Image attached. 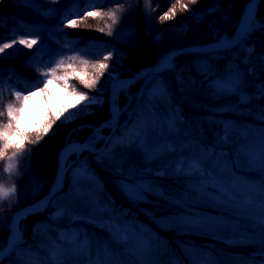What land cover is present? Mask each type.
I'll use <instances>...</instances> for the list:
<instances>
[{"label": "trees", "instance_id": "trees-1", "mask_svg": "<svg viewBox=\"0 0 264 264\" xmlns=\"http://www.w3.org/2000/svg\"><path fill=\"white\" fill-rule=\"evenodd\" d=\"M87 1L90 0H0V42L10 43L13 38L18 37L37 40V44L31 49L17 44L10 48L8 55L0 54V90L3 95L0 110L6 111V104L15 101L14 96L10 95L13 89L10 88L7 91L6 88L8 75L17 73L20 78L25 79L26 86L34 88V85L44 80L41 74L47 72L49 67H55L56 62L63 59L65 64H73V68H61L57 70V73L70 74L72 84L80 88L81 84L76 77L80 75V72H84L91 80L88 71L96 61L104 60L105 49L138 50L142 57H148L152 53L153 56L149 58L152 61L155 56L160 58L167 51L175 48L216 41L218 37H230L240 23L246 0H198L195 5H189L192 15L180 22L177 18H180L182 14L178 10L173 19V26H165L168 20L163 22L159 20L161 12L164 10L166 12L173 0H151L152 7L156 8V11H151L147 7L146 0H95L96 11L102 13L122 5V11L117 14L118 22L113 26L111 35H108V29L105 27L111 24V20L101 22L102 18L92 17L86 20L80 19V15L84 12L80 6ZM212 4H216L217 7L211 8ZM70 8H74L80 15L77 13L71 15ZM66 14L69 18L78 21V27L66 26ZM257 19L264 22V3L258 7ZM99 28H105V31L100 32ZM68 57H76V59L70 61ZM81 61H87V65L82 64ZM174 61L175 71H170V75H167L172 80V86L168 87L170 98L164 97L154 101L151 106L153 111L150 113L149 108L146 107L150 85L144 84L143 78L131 83L132 89L129 95L132 99L121 112L119 125L108 142L97 153L90 154L88 150H85L82 156H89L91 165L102 178L99 186L102 195L111 204L123 210L129 218L137 221L142 229L150 230L158 235L161 241L170 246L172 254L182 259L184 264H189L190 259L184 251L185 244L203 246L210 250L217 260L225 262H235L243 258H256L259 261L264 249L258 242L249 244L247 241L229 239L221 235H205L176 227L168 228L155 221V216L176 213L186 208L211 212H224L228 209L219 199L193 196L188 191L196 187L191 181L194 173L189 175L167 171L165 174L167 169L164 167L162 156L148 160L136 147L137 145L132 144L126 151H121L118 144L120 140L131 136L145 117L153 119V113L165 109L171 102L178 108L181 117L185 118L187 130L190 131L195 127L197 118L201 119L200 123L204 124L206 140L200 138L197 132L192 133L200 145L210 146L214 143L211 131L218 124V120L223 119L225 115L234 118L241 126L264 123L261 120L264 101L240 98L244 92L261 96V89L264 87V30L257 27L247 38L242 39L227 52L217 50L183 52L175 55ZM146 64L144 62L138 65L133 59V70L125 69L127 72L122 74L137 72ZM202 65H207V68L202 70ZM240 66L247 68V71H242L240 74L238 90L215 94L207 80L223 74L224 70H234ZM77 71L79 72L76 75ZM180 73H183L185 77L186 83L184 82L183 85L177 83ZM148 78H151V75ZM188 80L191 83H188ZM15 83L12 82V85ZM40 87H43V83H40ZM21 92L23 93L22 88ZM108 101L110 102L109 97ZM109 102L108 106L103 108L104 112L100 113L101 110H99L94 114L96 116L93 117L95 119L92 122L95 125L109 116L111 110ZM17 106L20 105L17 104ZM4 117L0 118V122H7V116ZM44 123L30 131L14 123V129L9 135V142L23 143L25 151L16 158L17 167L11 175L3 171L7 158L0 160V182L5 185L15 184L17 189L15 196L5 202L0 209V245H3L9 237L14 213L22 206L40 200L50 190L55 173L59 169V153L67 141L71 125H53L45 135L43 129L47 124ZM106 128L108 133L111 126L105 127L104 130ZM85 129L91 131V126H84L80 130ZM16 131H19L21 135L16 134ZM37 135L43 138L38 144H34L32 141ZM86 138V134L80 137L83 140ZM103 141L104 137L99 141V147ZM49 142L56 144L54 158L49 159L47 168L35 167V162H38L37 149L40 150ZM110 145H116L114 157L108 156ZM13 151H15L14 148H9L7 155L11 156ZM119 152H122L124 157L121 158ZM30 164L34 167L29 168ZM38 164L40 166L41 163L38 162ZM120 165H123V168ZM70 170L71 167H68L61 191L52 198L47 208L31 213L22 220L24 246L31 249L32 254L42 261H47L50 251L61 247L67 249L69 245L66 243V237L77 231L88 233L94 243L107 239V232L103 230L99 221L85 223L88 217L75 215L73 211V218L66 220L55 219L52 213H48L62 204L63 193L72 188L73 178ZM129 173L137 175L134 177L154 182L169 197L154 195L146 200L130 199L117 181V178ZM234 215L240 219L239 221L244 220L241 224L250 222L248 217ZM19 251L18 248L17 252ZM71 257L84 258L69 252L66 258ZM17 260V255H11L4 261H0V264H17Z\"/></svg>", "mask_w": 264, "mask_h": 264}, {"label": "snow or ice", "instance_id": "snow-or-ice-1", "mask_svg": "<svg viewBox=\"0 0 264 264\" xmlns=\"http://www.w3.org/2000/svg\"><path fill=\"white\" fill-rule=\"evenodd\" d=\"M198 0H173L170 7L166 12L159 16L161 22L172 20L176 17L177 11H189V4L195 5ZM264 0H249L246 5V10L241 18V22L237 29V34L240 39H245L256 28L264 30V22L256 18L257 9ZM147 7L151 11H156L152 7L151 0H146ZM90 7H96L95 0H90ZM158 7V5H157ZM215 9L216 4L210 5ZM122 11V5L109 10L106 13L94 10H86L80 15L81 20H86L89 17L103 18L107 16L111 20V24L105 27L108 29V35L112 34V28L118 22V12ZM67 27H78L76 19L69 18L66 14ZM100 32H104L105 28H99ZM237 40V36L218 37V43L221 48L217 51L227 52L231 47H235L233 41ZM23 45L31 49L33 45L37 44L36 39H28L24 37L13 38L10 43L0 42V54L5 53L6 49L13 48L14 45ZM109 56H105L104 60H108ZM76 57H68V60L74 61ZM82 64L87 65V61H81ZM73 68V64H65V60L61 59L56 62L55 67H49L47 72L42 73L44 80L34 85V89H28V95H22L21 91L14 90L10 93L14 96L15 101L6 104V111H0V117L7 116V122H0V160L7 158V164L3 168L5 173L11 175L16 169L17 165L15 160L21 156L25 151L23 143L13 144L9 142V135L14 129V122L18 119L19 114L22 112L23 103L26 102L30 96L36 95L37 91L43 92L47 89V81L49 78L63 81L64 87L67 89L69 85V76H57V70L61 68ZM97 70L96 75L91 80L79 79V82L86 88H93L96 86L100 77L104 74V70L108 68L107 63H98L93 65ZM160 68L162 75L164 72L175 71V61L173 57L165 56L157 65ZM202 70L207 68V65H202ZM207 74L206 72L204 73ZM185 77L180 73L177 83L183 85ZM43 83V87H40ZM191 83V82H189ZM217 90L221 93L238 89L239 73H234L230 78H220L216 81ZM71 90L75 93L77 90L75 86H71ZM170 90L167 84L163 81H156L152 84L151 91L148 93V104L146 107L152 111V104L154 101H159L161 98H170ZM81 100L87 101L79 112L69 114L64 118L62 123H68L75 119L78 115L87 114L91 107L100 103L97 97H89L86 93H77ZM261 97L264 98V87L261 89ZM3 100L2 90H0V101ZM17 104L20 106L18 107ZM75 108L76 105H70ZM68 109L65 108L64 112ZM118 111V109H117ZM64 113H60L54 120L50 121L43 129L44 134L52 129L56 120H60ZM261 120L264 121V110L261 111ZM164 126L171 131L178 127L179 121L175 118V110L168 116L167 120L163 122ZM161 125L159 119H149L145 117L140 126L135 132L119 141V147H128L132 144H142L147 146L149 133L156 131L157 127ZM163 126L159 127V132L162 134ZM234 135L239 136L243 141L238 146L236 154L231 150H221L219 153L215 147L209 151L207 147L200 149L201 155L193 157L191 161L178 160L176 164L170 166L167 171L172 170L179 173H187L189 175L195 174L199 177V183L195 188L188 189L193 196H200L205 199L227 201L236 207L238 211L254 209L255 214L249 217V220L255 229L249 233L248 230L243 232L233 231L234 238L240 241H247L249 244L258 242L260 247L264 249V181H260L258 185H250L247 180H241L239 176L233 175L237 170V161H240L244 166L253 169H259L261 176H264V130H252L246 126L237 130L236 126H230L225 129V134L221 143L227 145ZM251 137H255L252 143H249ZM43 137L37 135L36 139L32 141L38 144ZM14 148L11 156L7 155L8 149ZM116 145L108 147V156L114 157ZM175 151L176 146L164 144L163 148L156 145L155 148L149 149L146 153L147 156H159L161 151ZM186 165V166H185ZM211 165V166H209ZM123 168V165H120ZM159 171V170H158ZM75 183L72 188L73 198L84 205V211L80 212L78 209L73 210L75 215L87 216L88 220L85 223L92 221H99L103 226V230L107 232V239H102L93 242L88 233H80L79 231L72 233L66 237V243L69 245L67 249L61 247L60 249L50 251L48 253L47 261H42L32 254L31 249L24 246L23 235L19 230L18 221L17 227L10 233V236L5 240L3 245H0V261H4L6 257L17 255V264H184L182 259L173 255L170 251V246L161 241L160 237L151 231H144L136 225L129 224L126 220L121 221L117 215L114 207L109 203H104L96 195V188L94 185L97 182L93 179L94 174L89 171L85 165H80L74 173ZM84 180L90 181L87 187L82 186ZM122 190L129 196L130 199L142 200L149 195L155 194V186L143 181H132L122 185ZM16 186H5L0 182V209L3 208L5 202L11 200L16 194ZM209 193H211L209 195ZM59 216H65L69 213V208L64 205L57 210ZM174 223L181 229L189 231L195 229L200 230L204 228H212L216 231H226L229 229H236L237 225L231 224L225 220H210L207 218H200L196 214H188L187 216H180ZM187 234V233H185ZM20 249L17 252V249ZM185 253L190 257L189 264H264V251L261 252V259L257 261L256 258H243L235 262H225L215 259L209 251L197 250L195 245H189L184 249ZM71 252L74 255L83 256V259L70 261L66 257ZM164 257H167L166 259Z\"/></svg>", "mask_w": 264, "mask_h": 264}, {"label": "rangeland", "instance_id": "rangeland-1", "mask_svg": "<svg viewBox=\"0 0 264 264\" xmlns=\"http://www.w3.org/2000/svg\"><path fill=\"white\" fill-rule=\"evenodd\" d=\"M184 2L188 3V0H184ZM169 3L170 2H168V4ZM248 3H249V0H246L244 3V9L240 16V22H241L242 16L245 13L246 5H248ZM81 7L84 8L85 11L86 10L95 11V7L94 8L90 7V2L83 4ZM70 10H71L70 13L72 15L76 14V11L72 9ZM164 12L165 10L162 11L160 15H162ZM181 14L182 16L180 18L179 17L177 18L179 22L182 21L184 18L186 19L187 17L192 15L190 14V11L181 12ZM128 18L129 16L127 17V19ZM102 20L100 21L105 22L106 20H108L107 16H104ZM168 21H169L168 24L165 26H168V25L173 26L174 20L172 19ZM9 53H10V49H6L5 53H3L2 55L5 56L6 54L8 55ZM103 55H104L103 57L110 55V58L106 61L105 60L96 61L95 64H98L101 62L107 63L108 68L104 70V74L100 77L95 87L89 89L80 83L82 88L81 87L78 88L77 86L72 84L70 74L57 73L56 74L57 76H62V75L69 76L70 87L66 89L63 85V81L49 78L47 81V89L43 92L37 91L36 95L30 96V98L26 102L23 103L22 112L19 114L18 119L14 123L18 124L24 130L30 131V130L39 128L41 125H43L42 123L44 122H45L44 124H48L50 121L54 120L57 115L63 112L64 115L61 116L60 120H56L55 123L53 124L54 126L71 125L70 131H68L67 141L63 145V147L70 143H78V141H85L87 142V144L92 146L91 148L89 145L86 146V145L80 144L81 145L80 149L74 150L67 157L68 167H71L70 171H71V176L73 178V185L75 183L74 173L76 169L79 168L80 165H85L89 169V171L94 174L93 179L97 182V184L94 185V187L96 188L97 197L104 203H109L110 206L114 207L121 221L126 220L129 224L140 227L137 221L133 219L131 220V218L129 219V217L125 214L124 211H122L118 207L111 204L109 200L102 195L100 188H99V186L101 185L102 178L100 177L98 171L91 165L89 156L88 155L82 156V153L85 152V150H88L89 151L88 153L90 154L97 153V151L100 150L98 143L101 139H103V137H105L107 133V128L105 130L104 128L112 124L114 125V120H113L114 117H113V112L111 110H110L109 116L104 121L100 122L97 125H95L92 122V120L95 119L93 117L96 116L94 114L98 112L99 110H101L100 113L104 112L105 109L103 108L108 106V102H109L108 97L109 98L111 97L110 89L113 87V83L117 80H124L125 77L134 76L135 74L140 72V70H143L153 65L154 63L158 62L161 59V57L158 58L155 56V58L151 61L149 58L153 56L152 53H150L148 57L146 56L142 57L140 51L138 50L127 51L126 49H122L121 51H119V50H115L112 48L105 49ZM172 57L174 58L175 56H172ZM133 59H134V62L138 65L144 64V62H146L147 64L146 66L142 67L137 72L132 71V72L127 73L126 75H124L125 73L122 74L125 71L127 72V70L125 69L130 68L131 70H133ZM245 70L247 71V68H244V66L242 67L240 66L234 70H224L223 74L214 76L208 79L207 81L209 82V85L215 94H221V92L217 90L216 81L220 78L228 79L234 73L238 72L239 82H240L241 81L240 74L242 71H245ZM78 72L79 71L76 72V75ZM95 72H96V69L92 66L91 69L88 71V73L91 76L90 79L95 77L96 75ZM158 73L160 72H155L154 74H152L151 78H148L149 75H146L145 77H143L144 84L150 85L149 92L151 91L152 84L156 81L163 80L167 84L168 87L172 86V80H170L167 77V75H170V71L164 72L162 75H158ZM84 75H86V73L80 72V75L78 77L85 79V80H89L88 75H86L85 78H84ZM7 81L8 83L16 82L13 85V91L14 90L20 91V89L24 87L25 93L24 94L22 92L21 93L23 95L29 94L28 89H31V88L25 87V81L22 78H20L18 74H13V75L8 76ZM187 82L189 83V80ZM71 86H75L77 90L75 93L71 90ZM6 88H7V91H9L11 86L7 85ZM131 89H132L131 84H126V86L120 91L118 97L114 101V103L118 105V110L120 111L118 114V118H120L121 112L124 111V109L129 105L128 102H130L132 99L129 95V92H131ZM237 90L238 89H233L231 91H226L223 93L234 92ZM80 92L86 93L89 97H93V96L97 97L100 103L93 105L87 114L78 115L72 121L68 123H62V121L64 120L66 116L74 112H79L80 109L83 108L84 104L87 103V101L80 99L79 95L77 94ZM7 94L9 93L7 92ZM240 98L242 100L243 99H247V100L256 99V100L264 101V98H262L261 96H258V94H251V93H245V92L241 95ZM114 103H112V100L110 98V102H109L110 109L113 107ZM73 104L76 105L75 108L70 107V105H73ZM65 108L68 109L67 112H64ZM173 109L175 110V118L179 121V124L177 128H174L171 131H169L168 128L164 126L163 122L167 120L168 116L172 114ZM153 115L155 119H159L161 121L160 126L164 127L162 134L159 132L160 126H158L156 131H152L149 133L147 146H144L142 144H135V143L134 145H137L136 147H138L143 152L144 157L148 160L162 156L164 167L166 169H169L170 166L176 164L178 160H185L187 162V161H191L193 157L200 156L201 155L200 149L203 147H207L209 151H211L215 147L218 153L221 150L228 151L230 149L233 154H236L238 150V146L243 143V141H241L239 136L237 135H234V138L230 140L227 145L221 143L222 138L225 134V129H229L230 126H233V125L236 126L237 130L239 128L245 127V126H241L240 124H238V122L234 118L227 117V115H225L223 119L218 120V124L213 127V130L211 131V137L214 143H212V145L210 146L206 144H202V145L198 144L196 136L192 134L193 132H197L200 138H203L204 141L206 140L207 137L205 135L206 133L204 132V124L200 123L201 119L197 118L195 121V127L190 131L187 130L186 128L187 124L185 123V118L181 117V114L178 108L175 105H173L172 102L169 103L165 109H162L159 112L153 113ZM0 118H5V117H0ZM88 125L91 126V131H89L88 129H85L82 131L80 130L84 126L87 127ZM246 127L252 130H257L260 128L264 130V123H260V124L250 123ZM16 134L21 135L19 131H16ZM83 134L87 135V138L84 140L80 139V137H82ZM20 139L22 138L20 137ZM254 140H255V137H251L249 140V143H252ZM166 143L170 145H175L176 150L175 151H170V150L161 151L159 156H147L146 155L149 149L155 148L156 145H160V148H163L164 144ZM55 146L56 144L54 142H49L48 144L42 146L40 150L37 149V152H36L37 161L40 162L41 164L39 166L38 162H35L34 166L40 169L47 168L46 166L49 163V159L51 160L52 157L54 158ZM128 147H120V149L121 151H126ZM119 155L121 156V158L124 157V155H122V152L121 153L119 152ZM34 166L33 165L31 166V164L28 165L29 168L34 167ZM53 168H54V163H53L52 169ZM169 171L179 173V172L172 171V170H169ZM181 174H184V173H181ZM233 175L239 176L242 181L247 180L250 185H258L260 181H264V176H261L259 169L248 168L244 166L240 161H237V170L233 173ZM134 176H137V175H135L134 173L133 174L132 173L123 174V176L117 178L119 186L122 188V185L125 183H130L132 181H138V182L143 181V182H146V183H149L155 186V194L145 197L144 200L151 199L152 196L154 195H161V196L169 197V195L165 191H163L159 186H157L154 182L146 181L138 177H134ZM58 177H59V169H57L55 173V179L53 180L51 184L50 190L52 186L54 185V183L56 182V180L58 179ZM191 181L197 186L199 183V177L194 174V177L191 179ZM89 183L90 181L84 180L82 182V186L87 187ZM5 186H11V185H5ZM72 188L66 191L65 193H63L62 204L59 207H57L53 212L52 210L50 212L48 211L49 214L52 213L55 219L66 220L69 218H73L72 211L76 209L84 211V205H82L79 201L74 200L73 194L71 191ZM50 190L47 193H49ZM222 202L226 205V208L228 209V210H224V212L222 211L211 212V211H206V210L196 209V208H188V209L186 208L185 210H182L176 213L155 216V221H157L159 224H161L164 227H168V228L176 227L178 229H181L179 226H177L174 223V221H176L180 216H187L188 214H196L200 218H207L213 221L225 220L231 224L237 225V228L229 229V230L222 231V232L216 231L215 229H212V228H204L200 230L193 229L191 230V232H200V233L204 232V233H208L209 235H221L226 238L234 239V240H238V239L233 237L232 235L233 231L243 232L245 230H248V232L251 233L255 229V225H253L250 220H249L250 222H248V219H247V222H248L247 224H241L244 220L239 221L240 219L234 215V214H239L240 216L249 218L250 216H253L255 214L254 209L238 211L234 205L229 204L226 200ZM64 205H66L69 208V213L65 216H59L57 213V210L60 209ZM181 230L189 231L187 229H181ZM144 231H148V230H144ZM189 245L191 244H185L184 249ZM196 248L197 250H200V251H209L203 246H196ZM213 257L216 259L215 256ZM75 260L77 259H74V258L70 259V261H75Z\"/></svg>", "mask_w": 264, "mask_h": 264}, {"label": "water", "instance_id": "water-1", "mask_svg": "<svg viewBox=\"0 0 264 264\" xmlns=\"http://www.w3.org/2000/svg\"><path fill=\"white\" fill-rule=\"evenodd\" d=\"M237 29H238V27H237ZM237 29L232 34V36H234V35L237 36V40L233 41V44H236L240 40L239 35L237 34ZM221 47L222 46H221L220 43H218V41L206 42V43L198 44V45H195V46H184V47H180V48H176V49L168 51L162 58H164L165 56L172 57L175 54L180 53V52L215 50V49H220ZM162 58L157 63H155V65L153 64V65H151V66H149V67H147V68H145L143 70H140V72H138L134 76L125 77L124 80H126V83L129 84L131 82H134V81L138 80L139 78H142V77H144V76H146V75H148V74H150L152 72H155L156 69L158 68L157 65L160 63ZM114 83H113V86H114ZM110 91H111V97L110 98H111L112 103H113V101H114V98H113V87L111 88ZM113 117H114L115 124L113 125L111 131L107 135V137H106V139L104 141V144L107 142L109 137L112 135V133L114 132V130L116 129V126L118 124V120H119L118 119V115L116 116V115L113 114ZM78 144L86 145V146L89 145L85 141H78ZM67 145H65L62 148V150L60 151V154H59L60 171H59V177H58V179L55 182L56 185L55 184L53 185V187L51 188L50 192L47 193L43 199H41L39 201H35L33 203H30V204L25 205L24 207L20 208L14 214V217H13V220H12V224H11V229H13V227H14L15 216L18 213L23 214V217H25L29 213L44 209L48 205V203L50 202V200L52 199L54 194L61 189L62 184H63V180H64V174H65V171H66V162L61 159V154H62L63 149ZM89 146L92 148L91 145H89Z\"/></svg>", "mask_w": 264, "mask_h": 264}, {"label": "bare ground", "instance_id": "bare-ground-1", "mask_svg": "<svg viewBox=\"0 0 264 264\" xmlns=\"http://www.w3.org/2000/svg\"><path fill=\"white\" fill-rule=\"evenodd\" d=\"M258 11V9H257ZM204 52V51H203ZM157 63V62H156ZM155 65V63H154ZM156 72H160V68L158 67L156 69ZM126 80H117L115 81L114 83V86H113V96H114V101L115 99L118 97L120 91L126 86ZM118 109V105L116 103H114L113 107L111 108V111L113 112L114 115H118L119 114V110L117 111ZM80 144L78 143H70L68 144L62 151V154H61V159L63 161L66 162L67 160V157L69 156L70 153H72L74 150H79L80 149ZM59 160V159H58ZM55 184V183H54ZM56 185V184H55ZM53 187V186H52ZM24 207V206H22ZM21 207V208H22ZM123 211V210H122ZM23 218V214L21 213H18L16 216H15V220H14V227L13 229H11V232L17 227V223L15 221H18V226H19V230L20 232L23 231V228H22V219ZM201 234H205V235H209L208 233H201Z\"/></svg>", "mask_w": 264, "mask_h": 264}]
</instances>
